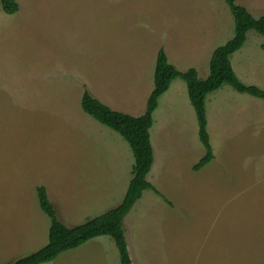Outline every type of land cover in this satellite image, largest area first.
<instances>
[{
  "label": "rangeland",
  "instance_id": "374dc122",
  "mask_svg": "<svg viewBox=\"0 0 264 264\" xmlns=\"http://www.w3.org/2000/svg\"><path fill=\"white\" fill-rule=\"evenodd\" d=\"M17 2L19 10L8 14L0 0V264L48 242L40 185L65 224L119 205L120 188L132 178V149L83 111L85 90L139 116L161 47L177 69L197 68L204 79L213 50L234 35L225 0ZM237 2L255 17L264 14V0ZM231 62L243 83L264 89V35L249 30ZM170 86L150 129L156 152L147 180L158 192L144 190L124 219L132 263L264 264V100L228 84L207 96L214 157L195 171L205 154L197 117L186 82ZM101 172L114 178L107 181L118 194L73 206L72 188L90 191L89 175ZM106 238L45 264H120Z\"/></svg>",
  "mask_w": 264,
  "mask_h": 264
},
{
  "label": "trees",
  "instance_id": "16d2710c",
  "mask_svg": "<svg viewBox=\"0 0 264 264\" xmlns=\"http://www.w3.org/2000/svg\"><path fill=\"white\" fill-rule=\"evenodd\" d=\"M225 2L234 18V35L213 50L209 61V75L206 78H200L194 67L186 71L177 69L169 62L166 51L161 47L157 52L154 67V86L147 98L143 114L133 116L114 110L90 94L88 90L83 92L81 97L83 111L99 123L118 132L132 149L134 164L127 190L116 207L69 227L59 219L46 188L43 185L38 186L37 196L40 208L50 219L48 242L37 251L18 257L10 264H41L52 261L61 252L76 248L101 235H108L114 240L120 264H133L125 236L124 218L136 201L141 198L144 190L153 189L158 192L155 186L147 180V174L154 162L150 129L153 126V114L159 105V99L169 89L171 83L177 78H182L186 82L189 99L197 117L198 135L205 147V154L193 165L195 171L202 169L214 157L207 131V96L228 84L238 92L248 93L264 100V89L243 83L231 62V55L243 47L249 30H255L264 35V14L255 17L237 0H225ZM1 6L8 14H14L19 10L17 0H1Z\"/></svg>",
  "mask_w": 264,
  "mask_h": 264
},
{
  "label": "crops",
  "instance_id": "0c3cea01",
  "mask_svg": "<svg viewBox=\"0 0 264 264\" xmlns=\"http://www.w3.org/2000/svg\"><path fill=\"white\" fill-rule=\"evenodd\" d=\"M171 62V61H170ZM197 69V68H196ZM181 71V70H180ZM177 79H175L171 85H173L175 83ZM171 87V86H170ZM170 90V89H169ZM172 91V90H171ZM167 92V91H166ZM165 92V93H166ZM164 93V94H165ZM159 105H160V102H159ZM158 105V107H159ZM156 112V111H155ZM151 143H152V146H153V149H154V152H156V148L154 146V143H153V140L151 139ZM134 157V156H133ZM152 168V167H151ZM150 175V174H149ZM117 174H116V180H117ZM132 177V176H131ZM75 179H76V176H75ZM110 180V181H114V178L112 177L111 179L109 178V173L107 172H101V173H93L92 175H89V186H90V191H88V189L86 190H80V186L76 187L75 189L72 188V193H73V199H72V203L75 204L73 206H81L83 208H88L90 207L91 205H93L94 203H100L102 201H104L105 199L108 198V196L110 195L111 197L114 196V195H117L118 194V190L117 189V183L113 182V183H109L107 180ZM79 181V178L77 179ZM131 178L130 179H126V182L123 184V187L122 189L120 188L121 191L120 194H121V199H120V202L122 201L123 197H124V194L127 190V187H128V184L130 182ZM76 186V184L74 185ZM73 186V187H74ZM75 194V195H74ZM49 197V196H48ZM76 199V200H75ZM37 200H38V196H37ZM119 202V204H120ZM38 203H39V200H38ZM68 203H66V201H64L62 204H61V208H63L64 206H66ZM40 206V205H39ZM42 210V209H41ZM43 211V210H42ZM129 214V213H128ZM127 214V215H128ZM67 215V218L68 219H72L74 214L73 212H71L70 214H64V217ZM126 215V216H127ZM125 216V217H126ZM49 218V217H48ZM125 219V218H124ZM50 220V219H49ZM68 224V225H67ZM66 225L67 226H74L75 223L73 224H70V223H67ZM77 225V224H76ZM50 226V224H49ZM124 226H125V223H124ZM125 228V227H124ZM49 235V233H48ZM126 236V235H125ZM108 235H101V236H98V237H95V238H92L88 241L85 242L88 243L90 241H94L96 240L97 242V239L101 241V243L105 240H107L108 238ZM32 239L31 236H28V238L25 240V244L27 242H30ZM127 239V238H126ZM84 243L82 245H85ZM82 245L76 247V248H73V249H69V250H75V249H78L80 247H82ZM44 246V245H43ZM42 246V247H43ZM69 250H66V251H63L61 252L59 255H61L62 253H67ZM58 255V256H59ZM49 262V261H48ZM47 262H44V263H41V264H45Z\"/></svg>",
  "mask_w": 264,
  "mask_h": 264
}]
</instances>
